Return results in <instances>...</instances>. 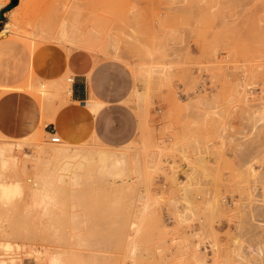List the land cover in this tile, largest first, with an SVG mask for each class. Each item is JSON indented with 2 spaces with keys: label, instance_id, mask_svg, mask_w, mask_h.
<instances>
[{
  "label": "rangeland",
  "instance_id": "rangeland-1",
  "mask_svg": "<svg viewBox=\"0 0 264 264\" xmlns=\"http://www.w3.org/2000/svg\"><path fill=\"white\" fill-rule=\"evenodd\" d=\"M5 2L0 31L21 3ZM33 3L27 30L0 35L31 52L21 91L41 109L27 137L0 134V190H23L0 198V264H264L263 225L248 220L251 195L264 199V0H63V15ZM75 49L133 71L127 146L95 138V105L30 92L71 86Z\"/></svg>",
  "mask_w": 264,
  "mask_h": 264
},
{
  "label": "crops",
  "instance_id": "crops-1",
  "mask_svg": "<svg viewBox=\"0 0 264 264\" xmlns=\"http://www.w3.org/2000/svg\"><path fill=\"white\" fill-rule=\"evenodd\" d=\"M10 5L2 8L0 17ZM5 37H0V134L22 137L41 122L37 101L21 91H26L23 81L32 69L33 57L25 44ZM66 67L73 75L71 101L82 107L92 102L97 107L91 123L95 138L110 148L130 144L140 126L137 112L128 103L135 87L131 68L114 59L99 58L86 49L73 50Z\"/></svg>",
  "mask_w": 264,
  "mask_h": 264
},
{
  "label": "bare ground",
  "instance_id": "bare-ground-1",
  "mask_svg": "<svg viewBox=\"0 0 264 264\" xmlns=\"http://www.w3.org/2000/svg\"><path fill=\"white\" fill-rule=\"evenodd\" d=\"M36 1H38V0H20L21 3H20L19 6H16V7L12 8L11 10H9L7 12V21L4 24V28L0 31V35L1 34L3 35L4 34V29H6L7 27H9L11 24L18 26V28H20L22 31L27 30L30 26H29V23L25 22V19L30 15V13H32L33 10H35L33 8L32 3L33 2H36ZM39 1H42V4H49L50 5L49 10L51 12H55V13H57L59 15H63L64 13H66V12L69 11L68 7L65 6V5H61L59 8H55L56 5H59L58 2L61 3L63 0H39ZM7 4H8V2H5V3L0 4L1 5V9L4 8V7H6ZM33 4H35V3H33ZM43 9H45V8H43ZM43 9L41 8V10H43ZM39 10H40V8H39ZM55 28L59 29L60 28V25L57 23L56 26H55ZM71 79L72 78H69V81L70 82H71ZM70 87H71L70 84L65 83V82L62 81L61 84H60V87H58L56 90H53L52 91V90H50L49 87H46L44 84L41 83V87L35 88V90H32L30 92L34 96H36L38 98L49 97L51 95H53L55 97V95H57V94L60 95V92L62 90H65V92L68 95H71V89H70ZM51 92H54V93L51 94ZM87 103L89 104L90 108L94 105L92 102H87ZM64 146H65V143L63 144V146L61 148L62 150L64 149ZM114 165L117 167V161L114 163ZM254 182H256V181H254ZM249 187L251 188V186H249ZM254 191H256V189H254ZM17 193H23V190L20 187V185L17 186V187H14V188H4V187H2V189L0 190V198L4 202H6V201L10 200V198H11V196L13 194H17ZM257 194L251 195L250 201L248 202L249 204L252 205V209H249V212L252 213L251 214V218L248 219V220H251L253 218L254 219L253 221L257 222L256 226L257 225H260L261 227L260 226L259 227L262 228V225H263V228H264V199H262V200L259 199V198L258 199H255V198H257ZM27 195H29V198L27 200V202H28L27 205H33V206H44V205H46V198L45 197L39 196V195H32V194L30 195L28 193H27ZM258 195H260V194H258ZM258 197H260V196H258ZM245 206H246V204H245ZM249 206H247V207H249ZM247 211H248V209H247ZM259 223H261V224H259ZM252 225H254V223ZM255 237H257V236H255ZM259 237H261V236H259ZM262 242H264V241H262ZM249 249H250V247H249ZM254 251H255V249H254ZM36 252H38V251H36ZM39 254H41V253L39 252ZM42 256H43V254H42ZM260 260H262V258H260ZM262 261H261V263H262ZM43 262H44L43 264H64L61 256H58L56 254H51V253H46L45 260ZM204 263H205V261H204Z\"/></svg>",
  "mask_w": 264,
  "mask_h": 264
},
{
  "label": "built area",
  "instance_id": "built-area-1",
  "mask_svg": "<svg viewBox=\"0 0 264 264\" xmlns=\"http://www.w3.org/2000/svg\"><path fill=\"white\" fill-rule=\"evenodd\" d=\"M72 79H71V82H72ZM59 140H60L59 137H56V136L52 137V141H54V142H59Z\"/></svg>",
  "mask_w": 264,
  "mask_h": 264
},
{
  "label": "water",
  "instance_id": "water-1",
  "mask_svg": "<svg viewBox=\"0 0 264 264\" xmlns=\"http://www.w3.org/2000/svg\"><path fill=\"white\" fill-rule=\"evenodd\" d=\"M18 0H14V3L17 2Z\"/></svg>",
  "mask_w": 264,
  "mask_h": 264
}]
</instances>
